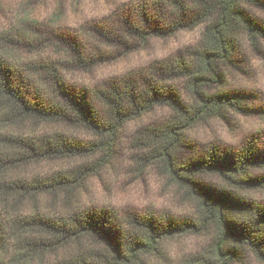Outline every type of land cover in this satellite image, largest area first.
Wrapping results in <instances>:
<instances>
[{
  "label": "trees",
  "instance_id": "trees-1",
  "mask_svg": "<svg viewBox=\"0 0 264 264\" xmlns=\"http://www.w3.org/2000/svg\"><path fill=\"white\" fill-rule=\"evenodd\" d=\"M250 6L264 8V0H151L130 8L119 28L97 25V39L117 44L120 38L123 45L203 29L196 45L92 90L70 85L63 70L94 66L106 54L19 14L0 34V264H151L164 257L169 240L189 235L210 242L184 264H232L245 252L264 264V202L248 195L264 188L260 137L248 136L237 147L213 145L195 157L176 154L184 132L198 122L246 110L245 94L220 85L221 66L245 42L254 49L264 43V21ZM51 45L65 59L25 61L14 54L18 47L33 53ZM157 107H167L170 116L147 127L152 141L144 144L153 149L144 164L159 163L193 201L194 215L78 204V189L110 160L120 129ZM71 128L96 139L81 140ZM100 151L94 163L57 164Z\"/></svg>",
  "mask_w": 264,
  "mask_h": 264
},
{
  "label": "rangeland",
  "instance_id": "rangeland-1",
  "mask_svg": "<svg viewBox=\"0 0 264 264\" xmlns=\"http://www.w3.org/2000/svg\"><path fill=\"white\" fill-rule=\"evenodd\" d=\"M151 0H3L0 11V34H6L18 21L19 14L26 12L28 19L37 23L50 24L58 33H64L79 40L87 50H101L106 57L94 66L80 68L70 65L63 70L70 85L93 89L107 80L118 78L136 71L146 70L155 63L172 57L187 46L196 45L201 37L202 25L181 30L167 37H151L145 42L123 39L117 44L97 39V25L119 28L120 19L130 8ZM251 12L264 21V8L249 7ZM110 44V45H109ZM51 45L37 52H29L27 47L15 48L14 54L22 60L49 58L65 59V52H58ZM223 82L220 87L245 94L242 106L245 111L227 109L223 116L203 120L184 132V140L177 147L176 154L183 158L200 155L210 146L237 147L248 136L260 137L264 145V43L254 49L245 42L233 60L221 66ZM182 88L183 81H175ZM170 116L167 107H157L153 111L125 123L118 133L117 141L110 154V160L89 176L78 189V204L84 206H107L119 211L151 209L156 212H170L178 216L194 215L193 201L184 190L169 181L159 163L144 164V158L151 155V131L147 127L160 124ZM71 132L81 140L96 139L84 129L71 128ZM145 143V144H144ZM103 152L57 163L69 168L77 163H94ZM54 165V164H53ZM48 163L42 164L46 172ZM209 182H218L213 175L202 177ZM248 195L264 202V188L251 190ZM210 237L189 235L174 237L166 246L164 257L152 259L151 264H184L186 259L204 253ZM232 264H261L251 252Z\"/></svg>",
  "mask_w": 264,
  "mask_h": 264
}]
</instances>
